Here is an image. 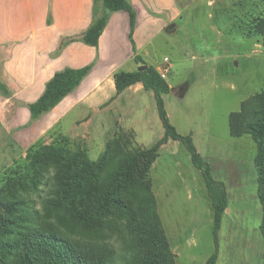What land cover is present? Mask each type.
<instances>
[{
  "label": "rangeland",
  "instance_id": "1",
  "mask_svg": "<svg viewBox=\"0 0 264 264\" xmlns=\"http://www.w3.org/2000/svg\"><path fill=\"white\" fill-rule=\"evenodd\" d=\"M202 3L185 6L182 17L154 38L151 28L147 60L155 67L164 56L171 58L168 82L174 90L163 94L170 121L178 132L192 135L214 176H221L228 189L231 211L223 216L217 264H264L257 146L248 135L232 136L229 127L230 113L264 88V43L254 30V23L264 17V0H220V14L208 12ZM153 19L160 23V18ZM104 115L107 121L99 115L90 126L88 149L77 144L70 148H84L96 160L114 135H126L131 149H140L152 147L165 133L151 89L126 90ZM170 140L162 144L151 170L158 212L177 262L205 264L217 249L214 207L190 152ZM3 182L0 179V187ZM109 239L123 253L124 240L115 235Z\"/></svg>",
  "mask_w": 264,
  "mask_h": 264
},
{
  "label": "trees",
  "instance_id": "2",
  "mask_svg": "<svg viewBox=\"0 0 264 264\" xmlns=\"http://www.w3.org/2000/svg\"><path fill=\"white\" fill-rule=\"evenodd\" d=\"M99 2L108 12L128 11L134 24L133 8L127 0H95V4ZM107 23V13L95 16L82 35L83 41L97 45ZM254 30L264 43V17L254 23ZM136 60L147 65L142 56ZM90 70L91 66L66 67L56 72L41 97L30 104L31 117L36 119L54 108ZM114 79L117 93L138 82L154 91L165 129L163 137L152 147L131 149L130 138L114 135L96 160L84 148L71 149L66 138L31 146L25 160L0 174L4 179L0 187V264H178L158 212L151 178L160 148L170 139L186 146L204 177L214 207L217 244L205 264H217L228 192L192 135L178 132L171 123L163 94L174 88L152 65L143 71H118ZM229 127L232 136L248 135L257 146L264 237V88L230 113ZM110 235L124 240L123 253L108 241Z\"/></svg>",
  "mask_w": 264,
  "mask_h": 264
},
{
  "label": "crops",
  "instance_id": "3",
  "mask_svg": "<svg viewBox=\"0 0 264 264\" xmlns=\"http://www.w3.org/2000/svg\"><path fill=\"white\" fill-rule=\"evenodd\" d=\"M127 1L133 8L134 24L128 11L108 12L102 2L95 4V0H0V174L25 160L29 148L38 143L66 138L71 146L88 149L90 126L95 118L103 115L107 121L104 114L126 90L145 89L138 82L117 93L115 74L138 70L142 63L137 62L136 56L151 65L147 60L151 38L168 30L175 19L182 17L181 10L195 2ZM201 1L208 12L220 11V0ZM105 13L108 23L99 43L87 44L83 33L95 16ZM151 17L160 18V23ZM139 18H146V22ZM86 66H91V70L73 91L50 111L36 119L31 117L30 104L41 97L56 72ZM81 127L85 129L81 131ZM80 141L84 145H79ZM155 194L157 197L156 191ZM226 210L231 211L229 201Z\"/></svg>",
  "mask_w": 264,
  "mask_h": 264
},
{
  "label": "built area",
  "instance_id": "4",
  "mask_svg": "<svg viewBox=\"0 0 264 264\" xmlns=\"http://www.w3.org/2000/svg\"><path fill=\"white\" fill-rule=\"evenodd\" d=\"M156 70L161 78L168 81L173 70V62L171 58L169 56H164L163 60L156 67Z\"/></svg>",
  "mask_w": 264,
  "mask_h": 264
},
{
  "label": "water",
  "instance_id": "5",
  "mask_svg": "<svg viewBox=\"0 0 264 264\" xmlns=\"http://www.w3.org/2000/svg\"><path fill=\"white\" fill-rule=\"evenodd\" d=\"M147 67H148V65H140V66L138 67V70H139V71H143V70H145Z\"/></svg>",
  "mask_w": 264,
  "mask_h": 264
}]
</instances>
